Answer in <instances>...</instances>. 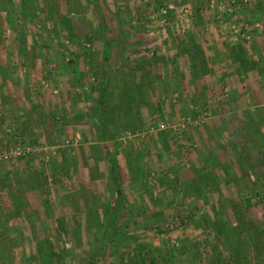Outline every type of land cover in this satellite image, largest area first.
I'll return each mask as SVG.
<instances>
[{"label": "rangeland", "instance_id": "374dc122", "mask_svg": "<svg viewBox=\"0 0 264 264\" xmlns=\"http://www.w3.org/2000/svg\"><path fill=\"white\" fill-rule=\"evenodd\" d=\"M91 259L264 264V0H0V264Z\"/></svg>", "mask_w": 264, "mask_h": 264}, {"label": "crops", "instance_id": "0c3cea01", "mask_svg": "<svg viewBox=\"0 0 264 264\" xmlns=\"http://www.w3.org/2000/svg\"><path fill=\"white\" fill-rule=\"evenodd\" d=\"M207 50V49H206ZM204 51V50H203ZM205 52V51H204ZM205 53H207V54H209V51H206ZM203 77V76H202ZM194 81H195V85H196V83L198 84V86H200L201 84L203 85V81H204V79H202L201 80V77H199V78H197V79H194ZM196 90H197V87L195 86L194 87ZM194 88H193V86H191V88H190V91L191 92H194L195 90H194ZM199 90V89H198ZM209 91V90H208ZM212 91V90H211ZM99 119H103V116H102V113H101V111L99 112ZM103 121V120H102ZM118 161V160H117ZM111 167H113V170H114V164H113V159L112 158H110V160H109V169L111 170ZM23 169V168H22ZM23 176V175H22ZM128 178L126 179V182L125 183H127L128 184V188H135V189H137V191H135L134 192V194H135V196H143L144 195V193L141 191V190H138V186H139V188H140V184L141 183H144L143 181V179H142V177L143 176H141L140 175V177H136V176H134V175H131V176H127ZM137 181V182H136ZM135 183V185H136V187H131V184L132 183ZM141 182V183H140ZM151 184V183H150ZM85 187H87V188H90V189H92L93 187H94V184H93V182H91V181H88V182H86L85 183ZM152 188V187H151ZM114 195H115V193H114ZM151 195H149V197H150ZM144 198H145V196H144ZM144 198H142V199H144Z\"/></svg>", "mask_w": 264, "mask_h": 264}, {"label": "trees", "instance_id": "16d2710c", "mask_svg": "<svg viewBox=\"0 0 264 264\" xmlns=\"http://www.w3.org/2000/svg\"><path fill=\"white\" fill-rule=\"evenodd\" d=\"M108 51H109V49H108V46H105L104 48H103V51H102V60L105 62L106 61V58H107V55H108ZM98 104L100 105V111H101V106H102V100H101V97L99 96V99H98ZM99 122H102V120L100 119L99 120ZM101 130V129H100ZM102 130H104V127H102ZM113 170V167H111V171ZM114 211H112L111 213H110V217H109V219L111 220V219H113V217H114V214H115V209H113ZM89 264H96V262L94 261V259L92 260L91 259V262L89 263Z\"/></svg>", "mask_w": 264, "mask_h": 264}, {"label": "built area", "instance_id": "2783aa9c", "mask_svg": "<svg viewBox=\"0 0 264 264\" xmlns=\"http://www.w3.org/2000/svg\"><path fill=\"white\" fill-rule=\"evenodd\" d=\"M15 154H19L18 152H15ZM5 157V156H4Z\"/></svg>", "mask_w": 264, "mask_h": 264}]
</instances>
